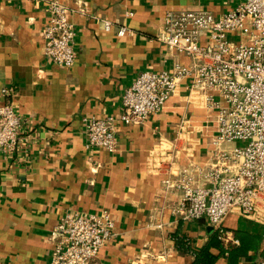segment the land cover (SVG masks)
I'll use <instances>...</instances> for the list:
<instances>
[{
    "label": "crops",
    "instance_id": "1",
    "mask_svg": "<svg viewBox=\"0 0 264 264\" xmlns=\"http://www.w3.org/2000/svg\"><path fill=\"white\" fill-rule=\"evenodd\" d=\"M49 1L0 0V90H7L2 99L19 112L27 137L25 147L0 153V264H47L49 234L62 215L103 209L114 219L115 234L95 264H190L189 249L202 248L215 228L205 217H178L172 209L178 191L164 180L188 159L201 168L210 164L217 109L203 94H190L182 79L143 123L125 125L118 117L124 91L139 72L190 62L156 38L166 9L218 15L238 0H58L73 10L71 66L54 64L43 52ZM121 27L126 31L118 34ZM91 115L115 116L114 152L87 145L84 118ZM223 225L238 242L214 264H260L264 223L232 211Z\"/></svg>",
    "mask_w": 264,
    "mask_h": 264
},
{
    "label": "built area",
    "instance_id": "2",
    "mask_svg": "<svg viewBox=\"0 0 264 264\" xmlns=\"http://www.w3.org/2000/svg\"><path fill=\"white\" fill-rule=\"evenodd\" d=\"M72 11L50 0L40 31L43 52L60 66H71L76 59ZM109 27L105 20L104 28ZM125 31L121 27L117 33ZM156 38L190 62H174L171 71L139 72L124 91L118 119L125 125L143 123L164 107L182 79H188L190 94H203L205 103L216 107L210 164L201 168L188 159L164 186L178 191L172 208L178 217H205L225 245L237 243L223 225L229 212L264 223V0H238L218 15L205 9H166ZM6 91L0 90V153L12 154L18 144L26 146L27 137L21 134L19 112L2 99ZM84 132L88 146L117 149L115 116L85 117ZM237 140L243 144L225 147ZM114 234V219L106 209L66 212L50 231L47 264H95Z\"/></svg>",
    "mask_w": 264,
    "mask_h": 264
},
{
    "label": "trees",
    "instance_id": "3",
    "mask_svg": "<svg viewBox=\"0 0 264 264\" xmlns=\"http://www.w3.org/2000/svg\"><path fill=\"white\" fill-rule=\"evenodd\" d=\"M183 243L184 242L178 241V247H180V249L182 250H188L189 248L183 246ZM212 246L218 248V254H215L210 250V247ZM189 251L194 256L190 264H214L220 254L231 255L233 253V247L230 244L225 245L219 238H217V234L215 231V233L208 239V241L202 248L189 249Z\"/></svg>",
    "mask_w": 264,
    "mask_h": 264
}]
</instances>
